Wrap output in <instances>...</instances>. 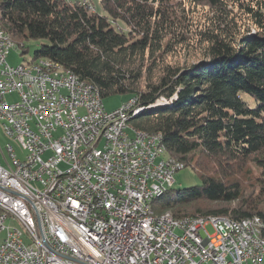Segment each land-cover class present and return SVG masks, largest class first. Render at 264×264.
<instances>
[{"label":"trees","instance_id":"obj_1","mask_svg":"<svg viewBox=\"0 0 264 264\" xmlns=\"http://www.w3.org/2000/svg\"><path fill=\"white\" fill-rule=\"evenodd\" d=\"M101 4L106 17L79 2L0 0V29L21 54L23 43L39 42L34 63L50 60L96 88L103 101L136 99L143 110L128 118L129 127L159 135L169 157L184 167L194 164L200 184L155 198V215L236 223L257 217L264 240V195L245 199L238 181L206 175L199 164L264 151V0ZM196 8L204 17L193 24L188 11ZM116 21L125 32L112 27ZM190 41L195 61L182 67L166 62Z\"/></svg>","mask_w":264,"mask_h":264},{"label":"built area","instance_id":"obj_2","mask_svg":"<svg viewBox=\"0 0 264 264\" xmlns=\"http://www.w3.org/2000/svg\"><path fill=\"white\" fill-rule=\"evenodd\" d=\"M9 52L0 39V126L26 157L0 150V264H264V246H243L221 221L138 226L174 180L156 143L125 130L137 100L109 111L50 60L46 72L18 69ZM62 209L82 225H66Z\"/></svg>","mask_w":264,"mask_h":264},{"label":"rangeland","instance_id":"obj_3","mask_svg":"<svg viewBox=\"0 0 264 264\" xmlns=\"http://www.w3.org/2000/svg\"><path fill=\"white\" fill-rule=\"evenodd\" d=\"M66 1L72 4L76 2L79 3L85 2L90 8L91 12H95L100 16H105V17L107 16L103 10L101 0H66ZM192 11L193 12L188 11L190 21L193 22V24H197L199 22L202 23L203 22L202 18L204 17L202 14L203 13L202 10L200 8H196L193 9ZM110 23L114 29L121 30L123 32L126 31V26L122 22L116 21L115 23L112 22ZM23 44L26 47L24 50L25 54H21L22 50L16 49L17 47L15 46H13L12 48H8L10 52L7 58V63L10 66H17V65L19 66L21 64H26L30 62L34 58V53L38 51L40 48L39 42L29 41ZM188 45L189 46H186V48H177L171 55L167 57L166 62L172 65L182 67L186 64L191 63L192 61H195L196 60L195 45L193 44V41H190ZM8 100L10 101L11 98H8ZM103 102L105 108L111 111L117 109L122 105V98L118 96H114L105 99ZM165 102L166 103L163 102H159V103L160 105L168 104L167 101ZM6 145H10L16 159L20 161H23L25 159L26 153L20 148V146L17 143L7 139L4 136L2 128L0 126V150L2 151L5 158L9 160L8 154L6 153L5 150ZM202 159H203L202 161H199V164L204 168V170L205 167L208 169V171L205 172L206 175H211L217 178L221 177L223 180H226L228 182L238 181L242 186L243 198L249 199V198H254L257 195H261V194L264 195V151L260 152L259 154L250 156L245 160H240L235 162H228L226 160H221L220 161L221 164H218L217 162L213 163L205 158ZM0 161L3 164L1 153H0ZM192 167H194V164L192 166H186L185 168H183L182 170L178 171L175 174L174 184L171 186L170 188L171 190L176 191L179 189L190 188L200 184L198 175L196 174V172L193 170ZM188 218H196V217H188ZM197 218H202V217H197ZM208 218H212V217H207L203 219H208ZM175 219H185V218H175ZM208 231L210 234L212 233L211 230Z\"/></svg>","mask_w":264,"mask_h":264},{"label":"bare ground","instance_id":"obj_4","mask_svg":"<svg viewBox=\"0 0 264 264\" xmlns=\"http://www.w3.org/2000/svg\"><path fill=\"white\" fill-rule=\"evenodd\" d=\"M0 39H2L3 44L7 49L12 48L14 46V44L11 43L8 36L1 29H0ZM45 64L46 61L44 60L35 63L31 60L26 64L19 65L18 69H28L30 65H33L34 72H46ZM50 70L52 73L65 74L67 77H69V79L74 80L76 84H80L82 87H90L91 89L94 90L96 96H100L97 89L90 86L86 82L79 81L69 72L62 70L59 65L50 62ZM141 110L143 109L138 108V106L135 105V110L134 112L131 113V115H129V117H131L132 115L133 116L136 115ZM128 120L129 119L125 121L126 132L131 133V136L133 137L134 141L156 143V149H157V154L159 155L160 163L167 168V171L172 175L174 180L175 174L178 171L185 168L184 164L167 155L161 144V139L159 135L135 131L129 127ZM173 184L174 182H172V184H170L169 186L158 190L156 193V197H150L147 200V209L149 210L150 213L144 214L143 216H138V226H147V222H148V223H156V224L168 225V226L192 227L194 225L205 224L206 222L221 221L224 222L226 227L230 229H235L236 232L246 235V236H241V244L243 246H250V240L253 241V244H261L262 246H264V240L260 238L262 223L258 218L246 219L241 221L240 223H236L222 218L203 219L196 217V218L175 219L171 216L169 212H165L164 214L161 215H155L151 209L152 201L155 198H158L162 196L165 192H167ZM62 220L66 225H82V218H73L72 215L70 214L69 209H62Z\"/></svg>","mask_w":264,"mask_h":264}]
</instances>
